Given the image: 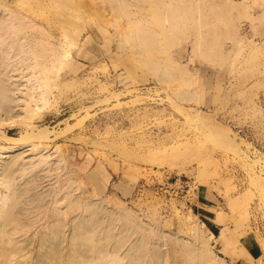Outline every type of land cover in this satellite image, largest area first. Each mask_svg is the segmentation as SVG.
Masks as SVG:
<instances>
[{
	"label": "rangeland",
	"instance_id": "obj_1",
	"mask_svg": "<svg viewBox=\"0 0 264 264\" xmlns=\"http://www.w3.org/2000/svg\"><path fill=\"white\" fill-rule=\"evenodd\" d=\"M221 1L0 0V264H264V0Z\"/></svg>",
	"mask_w": 264,
	"mask_h": 264
},
{
	"label": "bare ground",
	"instance_id": "obj_2",
	"mask_svg": "<svg viewBox=\"0 0 264 264\" xmlns=\"http://www.w3.org/2000/svg\"><path fill=\"white\" fill-rule=\"evenodd\" d=\"M223 1V0H222ZM221 1V3H223V4H229L227 1L228 0H225V1H223L222 2ZM230 1V0H229ZM225 2V3H224ZM230 2H232V1H230ZM221 3H219V6L221 5ZM222 4V5H223ZM221 5V6H222ZM225 6H222V7H220V8H222V10H225V8H224ZM1 28H2V26H1ZM1 31V30H0ZM1 33V32H0ZM2 34V33H1ZM0 39H1V37H0ZM2 39H3V37H2ZM6 39V38H5ZM3 42V41H2ZM1 42V43H2ZM4 43V42H3ZM14 44H16V43H14ZM13 44V45H14ZM22 47H24L23 45L21 46V49H22ZM11 49H12V47H11ZM18 50V49H17ZM16 50V51H17ZM24 50V49H23ZM22 50V51H23ZM31 75V82H32V84L30 85V89L33 91L31 94L29 93V94H26V93H24L23 94V98L22 99H20V100H22V105H21V114L19 115V117L15 120H9L10 121V123H12L13 125L14 124H19L21 127H23L24 128V131H25V133H26V135H27V137L29 138H31L32 137V139L33 138H35V137H33L34 136V134L36 133V130H35V126H33V124H32V119H33V117L36 115V113H37V111H38V108H39V106H37L34 102H35V100H34V98L36 97V96H39V97H41V98H43V90L42 91H40L41 90V88H42V83L39 81V78H38V76H37V74L35 73V72H32V74H30ZM162 80V79H161ZM160 81V80H159ZM163 81V80H162ZM28 93V92H27ZM35 93H37V94H35ZM3 95V94H2ZM4 98H7V96L5 95V96H3ZM37 106V107H36ZM41 108V107H40ZM40 111V110H39ZM38 111V112H39ZM6 123V122H5ZM4 123V124H5ZM3 124V122H0V126ZM3 124V125H4ZM7 124H8V121H7ZM6 124V125H7ZM5 125V126H6ZM11 125V124H10ZM2 127V126H1ZM35 127V128H34ZM3 136H5L4 138H5V140H10V141H13V142H15L14 144L12 143V145L11 146H7V145H3V146H0V151H2V152H9L10 151V149L11 148H23V147H25V146H28V142L30 141V140H28V142L26 143V141H22V139L20 140L21 142H24V143H22V144H18L17 142H16V140L18 139V138H15V137H13V136H11V135H7V134H3ZM35 136L37 137V133L35 134ZM26 137V138H27ZM7 138V139H6ZM29 138V139H30ZM31 139V140H32ZM19 140H17L18 142H19ZM9 142V141H8ZM31 144V143H30ZM31 146H33V148L34 149H38L39 148V146H40V144H37V143H32L31 144ZM136 159V158H135ZM9 217L10 216H8V219H9ZM4 219H5V221L7 222V219H6V217L4 216ZM10 220V219H9ZM0 229H2V226L0 225Z\"/></svg>",
	"mask_w": 264,
	"mask_h": 264
},
{
	"label": "built area",
	"instance_id": "obj_3",
	"mask_svg": "<svg viewBox=\"0 0 264 264\" xmlns=\"http://www.w3.org/2000/svg\"><path fill=\"white\" fill-rule=\"evenodd\" d=\"M175 184H179L180 186H182V183L178 180H176Z\"/></svg>",
	"mask_w": 264,
	"mask_h": 264
}]
</instances>
